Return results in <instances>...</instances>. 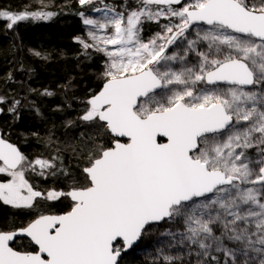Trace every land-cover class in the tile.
<instances>
[{"label": "snow or ice", "instance_id": "1", "mask_svg": "<svg viewBox=\"0 0 264 264\" xmlns=\"http://www.w3.org/2000/svg\"><path fill=\"white\" fill-rule=\"evenodd\" d=\"M138 4L126 12L95 8L104 23L80 14L96 29L89 31L93 43L80 41L83 48L107 57L102 86L81 119L108 146L89 154L82 180L73 181L78 187L35 190L26 171L55 176L57 158L27 162L0 137V202L32 212L39 199L71 201L64 214H39L26 227L0 231V264H118L122 250L162 221L185 223L181 243L196 245L197 256L223 252L230 264H251V252L264 264V0ZM52 15L0 10L8 28ZM161 19L163 31L145 41L143 24ZM109 27L111 35L97 34ZM173 46L181 51L169 52ZM253 148L257 156L249 155ZM19 236L33 250L10 246Z\"/></svg>", "mask_w": 264, "mask_h": 264}, {"label": "trees", "instance_id": "2", "mask_svg": "<svg viewBox=\"0 0 264 264\" xmlns=\"http://www.w3.org/2000/svg\"><path fill=\"white\" fill-rule=\"evenodd\" d=\"M105 5L116 12H126L129 5L140 6L138 0H94L92 5L84 7L78 0H0V10L53 13L47 20L27 19L12 28L0 19V100L3 101L0 133L28 162L45 155L57 158L55 176L44 178L36 174L37 170L26 171V178L34 189L45 195L49 190L67 192L71 187H78L73 181L82 180V169L88 163L89 154L98 151L102 144L108 146L103 133L81 119L88 108L87 100L102 86L106 58L93 48L85 51L77 40L84 36L80 14L91 13L97 7L103 9ZM166 23L163 19L159 24L145 22L143 39L160 32ZM249 155L257 156L258 149L249 150ZM39 200V208L32 212L0 203V231L20 229L39 214H64L71 203L67 197ZM212 227L219 235L221 227ZM150 228L135 247L122 255L118 264H169L165 258H147L140 251L169 233L182 232L183 225L164 221ZM226 244L229 248L240 247L230 241ZM33 248L26 247L30 251ZM210 258L211 255L209 261ZM260 259L251 263L259 264ZM198 260L185 256L172 259L171 264H197Z\"/></svg>", "mask_w": 264, "mask_h": 264}, {"label": "rangeland", "instance_id": "3", "mask_svg": "<svg viewBox=\"0 0 264 264\" xmlns=\"http://www.w3.org/2000/svg\"><path fill=\"white\" fill-rule=\"evenodd\" d=\"M111 14L112 13H109V15H111ZM84 16H86L88 18H91V19L98 20L101 23L105 22V16H104V12L103 11H101V12L93 11L91 13L85 14ZM197 27H199V26H197ZM83 30H84V36L82 37V39H80V41H84V42H87L89 44L93 43V41L91 40V38L89 36V31H96V29H92L90 26H86L83 23ZM159 31L162 32L163 31V27H161ZM97 34L98 35H105V34L111 35L112 34V29H111V27H109L107 29L106 33L104 31H100V32H97ZM141 35H142V38H144L146 36L143 32H142ZM154 35H152V36L150 35L145 41H147L148 39L152 38ZM192 38H194V33H193ZM109 47H111V46H109ZM172 51H181V50L175 48V46H174ZM105 58H106V61H107V57L106 56H105ZM171 67L173 69H178L180 67V65L179 64H171ZM101 78H103L102 75H101ZM197 87L198 88H204V86H199V85H197ZM36 170L39 171V168L37 167ZM181 224L183 225L182 232H180L178 234L172 233V234L165 235V236L161 237L157 241L156 244H154L153 246H150V247H148V248H146V249H144V250H142L140 252L147 258L171 257V258L174 259V258H182V257H185V256L186 257L193 256L194 258H198L200 260L207 259L209 264H225V261H229V264H230V258L226 257L223 252H216L217 254L212 252L211 255H214V256L217 257V260H215V262H213L211 260V258H210V261H209L208 257L205 258L203 256H197L196 253L201 251V250L196 245H190L186 240L182 244L181 243V238H182V235H186L187 234L186 233L187 225L185 223H183V222H181ZM193 226H195V225H193ZM219 254L223 255V257H221ZM253 256H255V260L259 259V257H260L259 254L250 252L249 256H248V259L250 261H255V260L251 259ZM238 259L243 260L245 258L244 257H238Z\"/></svg>", "mask_w": 264, "mask_h": 264}, {"label": "flooded vegetation", "instance_id": "4", "mask_svg": "<svg viewBox=\"0 0 264 264\" xmlns=\"http://www.w3.org/2000/svg\"><path fill=\"white\" fill-rule=\"evenodd\" d=\"M172 49V48H171ZM169 52H171V50L169 51ZM204 87H207V86H204ZM209 88H211V87H209ZM38 201H40V200H38ZM1 204H3L2 202H0ZM4 205V204H3ZM4 206H7V205H4ZM7 207H9V208H12V207H10V206H7ZM12 209H14V208H12ZM27 226V224L24 226V227H26ZM23 228V227H22ZM21 229V228H20ZM16 230H19V229H12V230H7L8 232H11V231H16ZM28 240L29 239H26V238H17L16 240H15V242L11 245L12 247H14V249H17V250H20V251H30V250H28V249H26V247L28 246V245H30V244H28ZM30 246H33V245H30ZM34 247V246H33Z\"/></svg>", "mask_w": 264, "mask_h": 264}, {"label": "water", "instance_id": "5", "mask_svg": "<svg viewBox=\"0 0 264 264\" xmlns=\"http://www.w3.org/2000/svg\"><path fill=\"white\" fill-rule=\"evenodd\" d=\"M196 26H194V28H195ZM170 50V49H169ZM1 112H2V110H1V105H0V115H1ZM0 137H2L1 136V133H0ZM71 202V201H70ZM52 215H55V214H52ZM164 221H162V222H160L159 224H161V223H163ZM159 224H157V225H159ZM17 238H26V239H29V238H27V237H23V236H19V237H16V238H14V241H12V242H10V246L15 242V240L17 239ZM141 240V239H140ZM140 240H138L131 248H129V249H127V250H122V252H121V256L118 258V263H119V259L122 257V255L124 254V253H127V252H129L133 247H135L138 243H139V241Z\"/></svg>", "mask_w": 264, "mask_h": 264}, {"label": "bare ground", "instance_id": "6", "mask_svg": "<svg viewBox=\"0 0 264 264\" xmlns=\"http://www.w3.org/2000/svg\"><path fill=\"white\" fill-rule=\"evenodd\" d=\"M82 37H83V36L78 37L77 40L80 41V39H82ZM41 159H47V160H49V161H53V159H51L50 157H48V156H46V155H45V156H42ZM53 162L55 163V161H53Z\"/></svg>", "mask_w": 264, "mask_h": 264}]
</instances>
